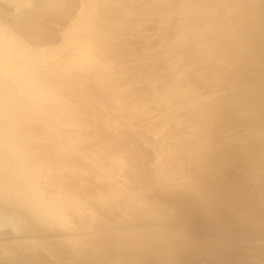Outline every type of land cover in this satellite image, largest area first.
<instances>
[{
  "label": "bare ground",
  "instance_id": "1",
  "mask_svg": "<svg viewBox=\"0 0 264 264\" xmlns=\"http://www.w3.org/2000/svg\"><path fill=\"white\" fill-rule=\"evenodd\" d=\"M190 6L0 0V264H140L154 211L186 228L214 210L181 176L203 146L176 53ZM164 235L165 261L191 264Z\"/></svg>",
  "mask_w": 264,
  "mask_h": 264
},
{
  "label": "rangeland",
  "instance_id": "2",
  "mask_svg": "<svg viewBox=\"0 0 264 264\" xmlns=\"http://www.w3.org/2000/svg\"><path fill=\"white\" fill-rule=\"evenodd\" d=\"M190 3L184 18L196 34L184 37L176 53L187 57L183 64L195 66L187 96L196 108L203 146L198 162L191 160L181 176L188 174L187 183L215 206L204 221L186 228L154 211L147 230L142 226L143 235L134 240L141 244L140 252L129 257L158 250L154 260L140 264H168L162 253L168 248L165 239L156 237L163 230L170 247L191 246V264L213 263L217 250L228 255L217 264H264V0ZM215 57L222 59L213 61ZM29 239V245L40 246ZM123 241L120 255L132 254Z\"/></svg>",
  "mask_w": 264,
  "mask_h": 264
}]
</instances>
